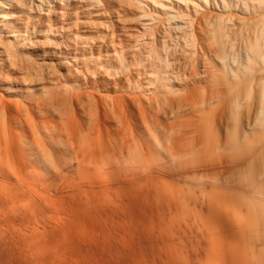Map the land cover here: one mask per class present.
Returning <instances> with one entry per match:
<instances>
[{"label":"bare ground","instance_id":"bare-ground-1","mask_svg":"<svg viewBox=\"0 0 264 264\" xmlns=\"http://www.w3.org/2000/svg\"><path fill=\"white\" fill-rule=\"evenodd\" d=\"M96 150L212 185L202 208L163 186V230L196 221L210 250L168 240L162 264H264V0H0V165Z\"/></svg>","mask_w":264,"mask_h":264},{"label":"rangeland","instance_id":"rangeland-1","mask_svg":"<svg viewBox=\"0 0 264 264\" xmlns=\"http://www.w3.org/2000/svg\"><path fill=\"white\" fill-rule=\"evenodd\" d=\"M52 154L54 158L49 155L52 159H50L52 164H40L32 158L29 159L21 155L15 157L17 166L15 170L12 168H6L5 170V167L0 165L2 167V169L0 168V172L2 171L0 173V264H162L161 259L170 253L169 247H165L168 240L180 243L184 239L187 240H184V243H189V245L191 243V247L193 246L194 248H192L196 249L195 253L197 251L200 253L198 254L200 260H205L207 252L210 250V242L203 226L198 225L197 227L198 223L196 221L197 224L190 219L187 220V222H190H186V225L188 227L193 226L195 229L193 230V227H189L192 228V237L184 234L182 236V233L180 234L179 232L169 236L170 234L167 233L166 229L165 231L163 230L164 220H170L173 217L172 212L166 209L163 204L164 201L162 202L160 198L163 186L168 184L171 188H184L182 190H185L186 195H190V197L192 195L193 202L198 200V204H196L200 208L206 205H203L204 200H202L200 194L203 195L204 188L209 190L212 187L211 184L206 183V180L195 179L194 181L190 180L193 179L191 177L187 178V175L183 177L185 170L183 163L173 164L172 161L162 160V158L154 160V158H160L157 154L151 159L153 161L160 160L157 163L158 165H155L156 162L154 164L150 159L148 161L143 159L141 155L136 158H128L125 152L111 154V161L109 162L104 160L107 159V155L97 150L87 153L79 152L75 155V158H71L73 153L71 154L69 151L55 152V154L52 152ZM113 157H117L118 161L116 158L113 160ZM119 157L122 161L125 159L123 163L125 161L127 163L124 165L120 164ZM18 158L22 160L19 161ZM81 160L83 167L85 165L87 167H82L80 164ZM112 160L115 164L112 163ZM133 163H135L134 167L132 166ZM88 164L90 165L89 167ZM128 165L133 167L132 171H130V168L128 171V167H131ZM25 173L26 177L24 179L23 174ZM100 173L104 174H102V180L100 179L101 177L97 178ZM189 173H195V171L191 170ZM106 175H108V178ZM38 176L42 177V179ZM26 179L28 182L25 181ZM162 180H170L171 182L165 183ZM3 183L6 184H4L5 187L7 186L6 188L4 185L2 186ZM11 186L12 190L10 189ZM203 186H205L203 190H200ZM158 187L159 189H157ZM186 187H189L188 190ZM189 189L192 190L191 193L193 192L194 196L190 194ZM99 193H104V196L98 195ZM22 200L24 203H22ZM45 200L46 202H44ZM162 206H164L165 210ZM197 207L196 209H198ZM46 212L48 213L46 214ZM17 228L19 229L17 230ZM223 238L227 239L226 234ZM128 241H131L132 244L134 243L135 246L133 245V247ZM128 243L134 248L133 250H131L130 246H127L129 248L125 246ZM136 249H138L137 255ZM197 260L189 261L188 264H202ZM135 261L138 263H135Z\"/></svg>","mask_w":264,"mask_h":264}]
</instances>
